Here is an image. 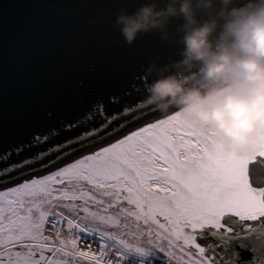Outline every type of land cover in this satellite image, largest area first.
Returning <instances> with one entry per match:
<instances>
[{
    "label": "snow or ice",
    "instance_id": "snow-or-ice-1",
    "mask_svg": "<svg viewBox=\"0 0 264 264\" xmlns=\"http://www.w3.org/2000/svg\"><path fill=\"white\" fill-rule=\"evenodd\" d=\"M148 82L137 75L127 88L63 117L49 111L51 123L16 134L0 121V264H112L106 254L133 248L171 257L177 242L198 253L187 264H211L186 229L220 228L226 213L264 220V189L248 176L249 163L264 158V142L239 156L180 112L150 119L155 108L130 100ZM109 208L115 217L100 211ZM117 217L125 220L123 235L110 231ZM142 238L151 246H141Z\"/></svg>",
    "mask_w": 264,
    "mask_h": 264
},
{
    "label": "water",
    "instance_id": "water-1",
    "mask_svg": "<svg viewBox=\"0 0 264 264\" xmlns=\"http://www.w3.org/2000/svg\"><path fill=\"white\" fill-rule=\"evenodd\" d=\"M144 2L0 0V121L8 134L51 123L49 111L63 117L98 94L127 88L154 60L179 59L178 37L147 33L125 42L120 10L131 13ZM146 97L142 90L130 100Z\"/></svg>",
    "mask_w": 264,
    "mask_h": 264
},
{
    "label": "clouds",
    "instance_id": "clouds-1",
    "mask_svg": "<svg viewBox=\"0 0 264 264\" xmlns=\"http://www.w3.org/2000/svg\"><path fill=\"white\" fill-rule=\"evenodd\" d=\"M116 25L129 45L147 33L182 45L179 59L145 69L146 104L180 112L239 156L264 142V0H147L121 8Z\"/></svg>",
    "mask_w": 264,
    "mask_h": 264
},
{
    "label": "flooded vegetation",
    "instance_id": "flooded-vegetation-1",
    "mask_svg": "<svg viewBox=\"0 0 264 264\" xmlns=\"http://www.w3.org/2000/svg\"><path fill=\"white\" fill-rule=\"evenodd\" d=\"M234 238L213 237L204 246L211 264H264V220L253 226H242Z\"/></svg>",
    "mask_w": 264,
    "mask_h": 264
},
{
    "label": "rangeland",
    "instance_id": "rangeland-1",
    "mask_svg": "<svg viewBox=\"0 0 264 264\" xmlns=\"http://www.w3.org/2000/svg\"><path fill=\"white\" fill-rule=\"evenodd\" d=\"M97 198L99 199L100 197L99 196H97ZM106 199V198H105ZM77 203V202H76ZM79 203H82V202H79ZM92 207H95V204H92V205H90V211H97L98 209H96V208H92ZM105 207H106V205H105ZM119 207H121V208H123V207H127V202L126 201H124V202H122V204L119 206ZM100 211H101V213L102 214H105V215H112V216H114L115 217V211L113 210V209H108L107 210V212L105 213V212H103V210L102 209H100ZM123 217H117V219H118V221L119 220H121Z\"/></svg>",
    "mask_w": 264,
    "mask_h": 264
},
{
    "label": "bare ground",
    "instance_id": "bare-ground-1",
    "mask_svg": "<svg viewBox=\"0 0 264 264\" xmlns=\"http://www.w3.org/2000/svg\"><path fill=\"white\" fill-rule=\"evenodd\" d=\"M173 112H174V110H170L168 112H161L159 114H156V115L150 117V119L163 118L164 115H166V114H172ZM214 226H215L214 224H206L202 228L203 229L205 228V230H209V231L213 232V227ZM49 227H51V225H49ZM65 230H66V226H65Z\"/></svg>",
    "mask_w": 264,
    "mask_h": 264
}]
</instances>
